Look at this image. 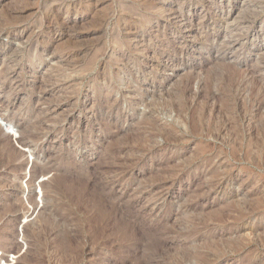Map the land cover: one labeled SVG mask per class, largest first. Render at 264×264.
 Segmentation results:
<instances>
[{
    "label": "rangeland",
    "instance_id": "1",
    "mask_svg": "<svg viewBox=\"0 0 264 264\" xmlns=\"http://www.w3.org/2000/svg\"><path fill=\"white\" fill-rule=\"evenodd\" d=\"M0 264H264V0H0Z\"/></svg>",
    "mask_w": 264,
    "mask_h": 264
},
{
    "label": "bare ground",
    "instance_id": "2",
    "mask_svg": "<svg viewBox=\"0 0 264 264\" xmlns=\"http://www.w3.org/2000/svg\"><path fill=\"white\" fill-rule=\"evenodd\" d=\"M9 15V14H8ZM14 16V15H13ZM134 23V22H133ZM122 26V25H121ZM53 28V27H52ZM60 44V43H59ZM148 50V49H147ZM141 86V85H140ZM179 110V109H178ZM260 111V110H259ZM242 116V115H241ZM226 119V118H225ZM225 130V129H224ZM231 141V140H230ZM238 144V143H237ZM162 166V165H161ZM156 168V167H155ZM82 178V177H81ZM97 189H99V188H97ZM109 202V201H108ZM119 206V205H118ZM109 207V206H108ZM131 215V214H130ZM107 218V217H106ZM138 230H139V228H138ZM73 238V237H72ZM76 244V243H75ZM144 260V259H143Z\"/></svg>",
    "mask_w": 264,
    "mask_h": 264
}]
</instances>
